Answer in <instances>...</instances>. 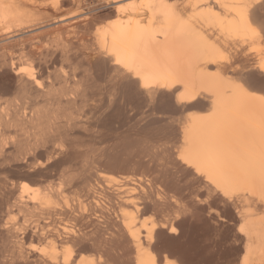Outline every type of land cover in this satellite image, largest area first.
<instances>
[{
	"label": "bare ground",
	"instance_id": "bare-ground-1",
	"mask_svg": "<svg viewBox=\"0 0 264 264\" xmlns=\"http://www.w3.org/2000/svg\"><path fill=\"white\" fill-rule=\"evenodd\" d=\"M95 1L0 0V264H264V0Z\"/></svg>",
	"mask_w": 264,
	"mask_h": 264
},
{
	"label": "rangeland",
	"instance_id": "rangeland-1",
	"mask_svg": "<svg viewBox=\"0 0 264 264\" xmlns=\"http://www.w3.org/2000/svg\"><path fill=\"white\" fill-rule=\"evenodd\" d=\"M87 1V0H86ZM90 1H93V0H90ZM95 1V0H94ZM100 0H96L95 2H99ZM173 1V0H172ZM179 1H181V3L179 2ZM185 0H174V2H178V3H180V4H182L183 2H184ZM84 2V3H83ZM85 5V6H83V5ZM87 4V5H86ZM88 4H89V2L88 3H86L85 2V0H82V2H81V4H79V5H77V6H74V7H70V10H71V12H83V11H85V9L87 8V6H88ZM81 7H82V10H81ZM85 7V8H84ZM84 8V9H83ZM106 11V12H105ZM105 11H103V12H105L104 14H105V17H104V19H103V21H101V24H106V23H109L110 21H111V19L112 18H110L109 16L108 17H106V13H107V10H105ZM104 21L106 22V23H104Z\"/></svg>",
	"mask_w": 264,
	"mask_h": 264
}]
</instances>
